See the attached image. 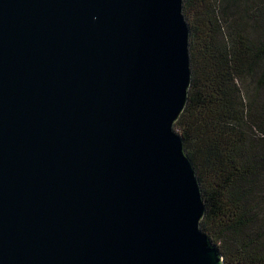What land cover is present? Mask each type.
Returning <instances> with one entry per match:
<instances>
[{
	"label": "water",
	"instance_id": "water-1",
	"mask_svg": "<svg viewBox=\"0 0 264 264\" xmlns=\"http://www.w3.org/2000/svg\"><path fill=\"white\" fill-rule=\"evenodd\" d=\"M184 0H0V264H225L175 124Z\"/></svg>",
	"mask_w": 264,
	"mask_h": 264
},
{
	"label": "trees",
	"instance_id": "trees-1",
	"mask_svg": "<svg viewBox=\"0 0 264 264\" xmlns=\"http://www.w3.org/2000/svg\"><path fill=\"white\" fill-rule=\"evenodd\" d=\"M192 80L175 124L225 264H264V0H184Z\"/></svg>",
	"mask_w": 264,
	"mask_h": 264
}]
</instances>
